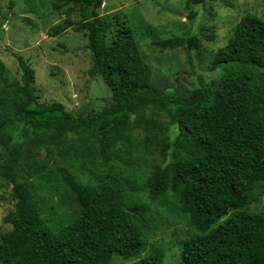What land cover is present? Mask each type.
Returning a JSON list of instances; mask_svg holds the SVG:
<instances>
[{
  "label": "trees",
  "instance_id": "16d2710c",
  "mask_svg": "<svg viewBox=\"0 0 264 264\" xmlns=\"http://www.w3.org/2000/svg\"><path fill=\"white\" fill-rule=\"evenodd\" d=\"M205 1L189 0L194 6ZM50 3L55 11L68 8L65 19L47 34L87 33L90 72L102 78L111 101L86 115L59 102H39L30 63L17 56L21 78L9 80L0 59V146L16 176L12 211L3 219L12 228L0 233L1 264H111L114 255L137 258L128 264H163L160 248L141 256L149 208L130 178L132 167L105 174L90 170L96 182L89 184L57 165L80 212L54 229L32 200L29 169L21 161L27 140L46 147L66 133L92 145L98 142L109 159L117 131L148 105L165 112L178 128L169 141L168 164L155 166L146 187L152 199L175 200L171 210L195 230L179 244V264H264V216L244 211L259 199L255 190L264 187V19L242 16L212 58L210 67L219 70L218 77L179 95L152 85L151 68L124 22L115 20V35L107 43L108 23L98 13L103 0ZM74 11L77 20L71 18ZM152 44L197 51L201 40L193 33L153 39Z\"/></svg>",
  "mask_w": 264,
  "mask_h": 264
},
{
  "label": "rangeland",
  "instance_id": "374dc122",
  "mask_svg": "<svg viewBox=\"0 0 264 264\" xmlns=\"http://www.w3.org/2000/svg\"><path fill=\"white\" fill-rule=\"evenodd\" d=\"M10 1L14 5L10 7ZM67 8L55 11L50 0H0V59L9 80H20L16 57L22 56L34 70L35 93L39 102H59L66 110L86 115L91 108L102 109L110 101V92L98 75L91 74L92 56L87 49V33L68 29L50 37L48 29L67 16ZM195 12L194 17H190ZM99 16L107 21L106 41L115 35V20L130 29L144 61L151 68V83L158 90L186 95L195 86L209 83L219 75L211 69L216 51L224 46L235 25L247 13L264 19V0H206L194 6L189 0H103ZM71 18L78 19L77 13ZM197 33L201 46L197 51L184 47L161 48L153 39L186 37ZM139 118V121L135 118ZM166 113L148 105L117 131L106 159L101 145L66 133L53 145L37 147L27 140L21 161L29 169L31 197L47 224L56 229L79 216L76 196L59 178L57 165L65 166L81 183L94 184V172H125L132 167L130 178L139 185L146 203L148 235L141 256L155 248L163 252V264H179L180 242L195 232L176 212L175 200L166 203L162 196L149 197L146 187L155 166L168 164L169 141L177 134ZM180 149L174 147L172 152ZM179 155V153L177 154ZM16 176L0 146V233L12 226L3 221L12 211L11 189ZM258 200L249 202L244 211L264 216V187L254 192ZM140 256V257H141ZM137 258L114 255L111 264H128ZM1 264V262H0Z\"/></svg>",
  "mask_w": 264,
  "mask_h": 264
}]
</instances>
